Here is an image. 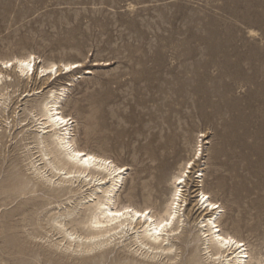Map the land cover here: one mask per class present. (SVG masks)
<instances>
[{"label": "rangeland", "instance_id": "1", "mask_svg": "<svg viewBox=\"0 0 264 264\" xmlns=\"http://www.w3.org/2000/svg\"><path fill=\"white\" fill-rule=\"evenodd\" d=\"M27 54L38 57L33 80L1 68L0 264L211 263L198 191L220 205L219 228L245 243L251 264L264 254V212L255 217L264 196V0H0V61ZM74 61L82 65L55 79L36 74ZM61 87L77 145L127 168L117 205L159 212L172 176L201 152L182 190L180 228L168 237L172 252L141 256L132 231L74 251L49 226L67 208L81 215L77 202L89 192L78 182L58 192L48 171L30 165H43L34 138L48 134L38 131V103ZM159 152L167 178L147 200L142 186ZM21 183L33 191H3Z\"/></svg>", "mask_w": 264, "mask_h": 264}, {"label": "bare ground", "instance_id": "2", "mask_svg": "<svg viewBox=\"0 0 264 264\" xmlns=\"http://www.w3.org/2000/svg\"><path fill=\"white\" fill-rule=\"evenodd\" d=\"M37 58L33 54H27L1 60L0 81L4 76L1 68L6 69L5 64H10V68H14L18 76L25 77L27 81L33 80ZM81 65L79 61L61 63L60 66L50 62L40 66L36 74L40 76L49 74L48 78L55 79L60 73L70 72ZM4 89V85L0 86V96L4 94ZM64 92L65 87H61L58 91L51 89L38 103V117L36 118V123L38 122L40 128L38 131L41 133L48 132V134L46 138L39 135L34 138L37 145L43 144L39 150L40 160L44 161L43 165L37 167L33 161H30V165L39 174L48 171L49 174L45 176V182L51 186H59L56 189L58 192H72L70 188H62L61 185L64 183L73 185L74 182L79 183L77 185L79 190L80 187L87 186L89 192L77 202V205L83 206L81 215L73 217L76 215L75 207L67 208L63 212L51 216L49 226L62 235L60 241L66 243L65 248L73 247L72 250L74 251H92L110 244L115 238L123 237L132 231L133 239L130 241V245H135V252L139 251L141 256L151 259L172 252L174 245L168 237L175 234L180 228L182 220L179 213L180 203L186 200L182 190L187 185V173L201 152L195 153V157L187 159L178 172L172 176L173 189L159 212L152 211L148 206L140 207L130 203L117 205L113 198L123 182L124 172L127 168L123 165L118 166L109 158L77 145L72 134L73 121L60 110L59 103ZM88 157L92 159H87ZM152 161L153 164L149 167V179L142 186L146 192L147 200L156 198L165 186L167 178L165 168L168 165V155L165 152H159L153 155ZM42 175L44 176V174ZM199 175L201 176L202 173ZM22 184H12L3 191L16 190L18 195L33 191V189H26ZM98 192H100L99 195ZM198 193L197 204L202 208L203 214L199 220V226L204 236L202 249L205 255L204 259L211 262L207 264H251L245 243L219 228L217 219L221 212L220 205L205 192L198 191ZM205 197L208 199L205 200ZM212 205H217V207H212ZM263 208L264 196L257 203L256 219L260 218L264 212ZM117 213L122 215H117ZM136 213H140V215L137 216ZM67 217L70 218L71 223L76 225L69 230L65 228L66 223H64V219ZM165 221L171 223L161 229L160 225ZM217 230L219 231L217 232ZM221 236L231 237L235 244L225 248L222 246ZM255 264H264V254L256 260Z\"/></svg>", "mask_w": 264, "mask_h": 264}, {"label": "snow or ice", "instance_id": "3", "mask_svg": "<svg viewBox=\"0 0 264 264\" xmlns=\"http://www.w3.org/2000/svg\"><path fill=\"white\" fill-rule=\"evenodd\" d=\"M4 67L8 68V67H11V65L10 64H5ZM57 119H59V118H57ZM65 123H66V121H65ZM87 159H92V158L91 157H88ZM121 171H123V169H121ZM204 199L207 200L208 197H205ZM212 207H217V205H212ZM117 215H122V214L121 213H117ZM136 215L139 216L140 213H136ZM144 215H147V213H144ZM170 223H171L170 221H165V223H163V224L160 225V228L161 229H164L166 226H169ZM218 231L219 230H217V232ZM220 240H221L222 246H224L225 248L228 247V246H230V245L235 244V241L232 240L231 237H227L226 238V237L221 236L220 237Z\"/></svg>", "mask_w": 264, "mask_h": 264}]
</instances>
